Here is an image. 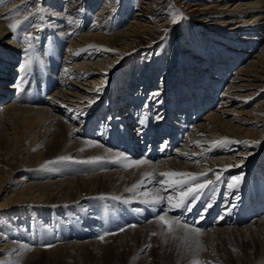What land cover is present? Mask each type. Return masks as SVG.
Here are the masks:
<instances>
[{"label": "bare ground", "instance_id": "1", "mask_svg": "<svg viewBox=\"0 0 264 264\" xmlns=\"http://www.w3.org/2000/svg\"><path fill=\"white\" fill-rule=\"evenodd\" d=\"M24 1L29 0H15L0 8V17ZM143 3L146 4L141 6L143 10L135 15L145 16L143 13L150 1ZM215 5L219 7V15L228 19L225 25L228 27L224 26L226 35L251 29L248 35L226 39L233 45L231 59L238 61L249 54L258 41L263 42L262 45L260 43L257 51L252 50L254 53L247 63L240 65L228 81L224 79L226 68L218 70L215 64L211 67L212 72L211 68H199L202 70L199 73L191 71L192 77L201 74L208 78L210 83H202L204 89L200 86L204 95L196 77L191 79L196 81L193 84L197 85L196 92L186 89L187 84L177 83L180 104H195L198 110L206 106L207 109L201 117L191 118L189 125L187 122L183 124L185 138L171 156L131 167L126 165L145 159L141 155L127 157L109 148L103 141L99 142L97 136H92L93 132L90 135L89 127L91 121H109L112 114L116 119L118 112L124 113L122 118L130 117L126 115V106H132L130 111L133 113V106H141L139 97L127 99V94L120 96L125 89L119 87V92L118 89L111 91L117 71H113L108 80L105 76L97 88L102 82L101 68L109 63L103 54L111 53L109 50L119 43L128 46L133 36L130 31L138 32L143 28L141 18L115 35L85 30L70 39L66 27L58 22V14L43 17L42 26L34 30L41 34L42 51L33 42V60L26 71L20 70L24 61L23 49L12 39L14 34L8 28L9 23L0 18V37H3L0 39V98L15 86L19 90L33 88L34 83H27L42 76L48 77L45 83L57 82L56 89L45 96L46 100L40 105L29 104L26 96L0 103V192L8 194L6 200L0 202V209L8 211L15 206L28 205L35 206L40 213L31 226L20 223L13 229H6L4 234L0 233V264H28L39 260L45 264H190L196 244L192 238L181 242L182 228L170 233L158 222L157 217L165 213L168 219L177 218L171 213L173 209H169L166 199L159 203L150 202L157 196L178 195L161 186L159 181L163 177L159 173L206 172L207 176L202 177L201 182L211 179L217 184L223 181L226 185L230 177L242 176L237 188L230 190L227 187L228 196L234 195L243 183L252 186L260 181L255 172L258 163L263 164L258 171H264V98L258 99L254 107L248 108L247 104L264 92V39L261 41L264 36V0H215ZM103 11L106 12L102 10L100 13ZM5 38L7 40L3 41ZM44 41L49 43L47 48L42 46ZM61 50L65 51L60 58L57 53ZM77 52L79 55L75 54ZM93 54L101 55V58L92 61L90 55ZM17 61L19 64L13 70L12 65ZM51 66L57 67V76L50 72ZM94 74L97 77H90ZM21 77L25 78L24 83H18ZM223 79L227 82L222 87ZM8 81L12 83L8 85ZM215 84H219L221 91ZM165 87H161V98L160 94L155 98L152 94L147 97L149 103L165 102L166 110H170L175 101L172 102L174 97L170 96V91L165 94ZM106 92H109V100L105 103ZM232 103L236 104L232 106ZM169 114L173 111L165 113L166 116ZM127 121L141 127L135 122L139 121L137 119ZM102 123L97 124L111 129L110 125ZM224 138L247 141L250 145L218 143ZM251 142H260L262 150L257 151L258 143ZM60 157L70 159L60 160ZM96 157L101 159L87 162ZM237 164L241 166L222 171ZM16 173L21 175L8 179V175ZM148 173H152L153 178H145ZM216 173H221L219 182H216ZM251 176L252 180L249 179ZM9 182L11 184H7ZM112 203L120 208L140 206V223L134 227L126 224L121 228L124 231L119 229L114 234L105 235L101 241L98 237L105 233L98 226L97 215L104 216V208L111 207ZM197 225L192 224L198 228ZM200 230L198 240L206 249L198 252L200 260L212 264H264V213L240 226L218 225L214 221L212 227ZM153 232L157 234L151 235ZM47 244L52 247H43Z\"/></svg>", "mask_w": 264, "mask_h": 264}, {"label": "rangeland", "instance_id": "2", "mask_svg": "<svg viewBox=\"0 0 264 264\" xmlns=\"http://www.w3.org/2000/svg\"><path fill=\"white\" fill-rule=\"evenodd\" d=\"M13 1L15 0H5L3 4H0V8ZM144 1L145 0H29L18 3V6L15 5L13 8L9 9L10 11H7L6 14L4 13L5 15L3 14L0 18L7 21L9 24L22 21L23 24L18 26V29L26 28L27 32L25 34L38 37V40L33 42L37 48L40 47L39 50L41 51V34L39 31H34L42 26L41 23L43 19H41V17H52V14H58V22H61L60 24L66 27V34L70 39L78 37L80 33L92 31L97 33L100 32L107 36L115 35L141 18L140 21L143 24V28L138 32L130 31L133 36L131 40L128 39L130 43L128 46L123 47L122 44L119 43L115 48L111 49V53L107 52L103 54L105 59L108 58L109 63L101 68L103 72L100 77L102 82L99 83L97 88L102 85L105 76L108 80L110 74L113 71H117L114 77L115 79L113 80L114 86L111 88V91L113 92V90L118 89L117 92H119V87L125 89L126 92L120 93L121 97L125 93L129 97V95L131 96L133 93H149L151 95L159 92V98H161L163 95L161 87L165 86V89L163 88L165 94H168V91H170V94L175 97L177 96L176 94H178L175 90H177V83L179 82L190 85L197 81L196 83L199 89L200 86L204 89L202 83H210L208 78L204 77L206 82L202 80V75H199V77H196V81H192L191 79H195V77H192L190 72L195 71L196 73L202 71L197 70L198 67L206 70L211 68L214 64L215 68L219 70L220 67H228L225 61L231 60L229 62L233 64L226 70L228 76L226 75L225 80L228 81L230 79L229 76H232L233 72L236 71L240 65L246 64L247 60L252 56V53H254L253 51H257L260 47V43L261 45L263 43L258 41L255 46L251 47L250 53L242 56L238 61L236 59H231L232 55L230 50L233 45L231 41L228 42L226 39L241 37L245 34L248 35L251 29L247 28L245 32L238 31L232 35H226L224 33V26L228 19L224 15H219L218 12H220V10L219 7L215 5V0H149L151 4L149 3V5L146 6L147 10L145 9L143 13L145 16L140 17V15H135L138 11L143 10L141 6L146 5L143 3ZM41 7L44 11L37 13V8ZM102 10H106V12L103 11V13H100ZM174 10L183 14V17L180 18L176 24L171 22L172 17L170 13ZM33 13H35V15H33ZM165 29L168 30L167 36L162 39V37H165ZM72 35H74V37H72ZM263 37L261 41L264 39ZM1 38L3 37H0V39ZM2 40L6 41L7 39L5 38ZM48 44V41H44L42 45L43 48H47ZM19 45L23 49L22 45ZM41 51L40 54L43 53ZM64 51L65 50L59 51L57 55L60 58L63 57ZM100 56L101 55L93 54L92 56L90 55L91 58H89L92 61H96L98 58H101ZM18 64V61L15 62L12 65V69L14 70ZM188 65L191 66L187 67ZM220 70H222V68ZM212 71H214V69L211 68V72ZM90 77H97V75L94 74ZM227 81L222 83V87ZM9 83H12V81L7 82L8 85ZM184 84H182V86H184ZM145 85H147V88H145ZM187 85L185 86L188 90H193L197 87V85L190 87ZM217 88H220L219 84ZM156 89L157 91H155ZM221 89L219 90L221 91ZM196 90L197 89H195V92ZM107 94L109 96V92H106L103 98L105 103L109 100ZM137 97L138 96H135L133 98ZM146 97L147 96L143 99L144 102ZM196 98L198 99V97ZM253 98L251 102L247 104L248 108L254 107L258 99L264 98V92ZM8 100L9 99L2 100L0 103ZM143 101H140V103ZM157 101L152 102V106H157L156 108L160 111L166 110L167 106L163 105L165 102L159 104L160 102L158 103ZM167 103L166 101V104ZM216 103L217 102H215V105ZM234 104L236 103H232V106ZM102 105L105 106L104 103ZM59 113H62V111ZM256 146L257 147H254L257 151L262 150L260 149V142ZM259 165L263 164L258 163L257 166ZM20 175L21 173H16L11 176L8 175L7 177L13 180ZM7 184L11 183L9 182ZM7 195L6 193L0 192V202L6 200ZM13 208L14 209L11 208L12 210L10 209L8 211L7 209H0V233L2 234L5 233L6 229H13L16 225H20V223L27 224V227H29L37 220L35 216H40L35 206L30 207L28 205H23ZM30 243H32V241H30ZM28 264H45V262L41 260L38 262L30 261Z\"/></svg>", "mask_w": 264, "mask_h": 264}, {"label": "snow or ice", "instance_id": "3", "mask_svg": "<svg viewBox=\"0 0 264 264\" xmlns=\"http://www.w3.org/2000/svg\"><path fill=\"white\" fill-rule=\"evenodd\" d=\"M5 0H0V4H3ZM37 13H41L44 11V9L37 8ZM35 15V13H33ZM172 19L171 22L173 24H176L180 18L183 17V14L174 10L170 13ZM27 19V18H26ZM43 19V17H41ZM71 22V21H70ZM23 24L22 21H16L15 23H10L8 24L9 29L13 32L12 39L15 40L17 43H20L23 47V57L24 61L23 64L21 65L20 70L21 71H26L32 64L33 60V55H32V49L34 48L33 41L38 40V37L35 35H27L25 34L27 32L26 28L20 29L18 31V26ZM165 37H162V39L166 38L168 30L165 29ZM111 51V50H109ZM76 55H79V52L75 53ZM25 78L21 77L18 83H24ZM101 89H96V91H100ZM159 95V92L153 93L152 97L155 98L156 96ZM159 103V101H157ZM111 119V118H109ZM147 115L142 116L139 119V124L140 125H145L147 122ZM155 119L160 120L162 119L161 116L157 115ZM220 144H231V143H245L249 144L250 142H237V141H231L228 138H224L222 141L218 142ZM251 143H258V142H251ZM83 150V149H81ZM35 151V149H34ZM60 160L64 159H70L67 157H60ZM100 157H96L91 161H87L88 163H94L98 160H100ZM148 163V161L143 160V161H135L130 165H126L127 167L131 166H138L140 164ZM198 163V162H197ZM240 167V164L237 165H230L227 166L225 169L222 171H227L228 167ZM216 182L221 181L222 176L221 173H216ZM159 176L163 177L159 181L161 186L165 189H171L173 193H178V195L172 194L168 195L166 198L165 197H160L157 196L154 198L151 203H159L162 202L163 200H167V204L169 206V209H175V208H184L185 211H191L192 210V205L196 200L200 198V194L205 190L212 188L214 191V184L215 182L212 181L211 179H204L202 182V177H206L207 173L202 172V173H192V172H187V171H168V172H161L159 173ZM145 178L151 179L153 178L152 173L145 174ZM242 180V176H232L229 178L227 181V187L231 190L234 188H237L239 186V182ZM132 189H129L131 191ZM145 195H148L145 193ZM212 205L208 204L205 208L204 211H207L208 208H210ZM203 216L201 215V219ZM158 222L166 227L167 232H174L177 228H182L183 229V237L181 238V242H186L189 238H192L193 242L196 244V249L193 251V258L190 260V264H212L211 261H202L198 258V252L204 251V249L198 240V236L201 233V230L199 228L193 227L192 225H189L186 221H182L179 217L174 218V219H168L167 218V213L159 215L157 217ZM134 227V226H133ZM121 231H124V229H121ZM114 233H105L104 235H100L98 238L103 241L105 239V235H110ZM157 233L153 232L151 235L155 236ZM174 239L176 238L175 236L173 237ZM45 248H50L52 247L51 244L43 245ZM145 247H151V245H146ZM143 250V249H142Z\"/></svg>", "mask_w": 264, "mask_h": 264}]
</instances>
